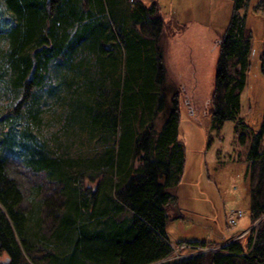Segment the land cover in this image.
<instances>
[{"label":"trees","instance_id":"16d2710c","mask_svg":"<svg viewBox=\"0 0 264 264\" xmlns=\"http://www.w3.org/2000/svg\"><path fill=\"white\" fill-rule=\"evenodd\" d=\"M231 1L215 81L219 100H212L214 121L234 122L252 133L248 160L259 167L252 188L255 220L264 217V127L255 131L238 119L253 36L241 16L249 0ZM2 2L12 24L0 34L6 42L0 47V98L11 105L0 115V264H32V254L44 246L54 248L46 254L49 264H204L208 255L207 264H264V218L258 229L254 223L245 238L220 251L167 261L173 248L166 228L176 203L170 182L174 177L175 184L181 182L186 160L179 91L168 101L164 86L165 19L157 2L138 0L134 9L129 0ZM231 61L236 76L229 72ZM54 108V120L66 122V138L83 131L105 143L100 157L79 164L61 144L50 147L38 136L43 114ZM158 114H163L160 131L154 124ZM16 147L25 151L26 167L63 185L64 211L52 244L43 233L40 209H23V192L9 177L7 156ZM79 167L99 174L90 194L83 190Z\"/></svg>","mask_w":264,"mask_h":264},{"label":"rangeland","instance_id":"374dc122","mask_svg":"<svg viewBox=\"0 0 264 264\" xmlns=\"http://www.w3.org/2000/svg\"><path fill=\"white\" fill-rule=\"evenodd\" d=\"M150 1L157 2L165 19L160 37L166 68L164 86L168 101L179 91V136L184 142L182 148L185 149L186 160L181 182L175 184L177 177L170 182V192L176 197V203L171 207L172 219L167 224L166 233L174 246L180 243H205L214 246V251H220L223 244L236 239L254 223L258 229L264 218L261 216L254 220L252 215V188L259 182V167H252L248 160L251 131L236 127L234 122L218 125L214 121L212 100H219L214 91L216 74L221 60L223 37L229 26L234 4L231 0ZM129 3L130 8L134 9L138 0H129ZM241 16H246L247 28L253 36V48L246 87L241 94L238 119L244 120L251 129L259 131L264 127V76L261 73L264 0H249L246 9L241 10ZM0 18V34H3L4 28L11 25L12 20L5 11L2 0ZM170 22L171 27L168 25ZM175 24L179 26L178 30L174 29ZM5 43L0 36V47L5 46ZM234 65L235 61H231L227 66L230 74L236 76ZM46 99L48 98H44ZM48 102L49 105L55 103L51 99ZM7 106L11 107L6 98H0V115L9 111ZM47 107L45 105L44 110H48ZM54 112L55 108L43 114L39 137L44 135L50 147L53 142L59 143V146L61 144L62 152L72 156L79 164L82 161L84 164L94 156L100 157L106 145L101 139L98 140V136L90 140L88 133L77 131L78 133L69 134V139L66 138V122L54 120ZM154 124L160 131L163 114L157 115ZM17 129L21 130L23 126H18ZM146 130L142 129V138ZM243 136L246 137L245 145L242 144ZM54 137L58 140L53 141ZM24 155L25 151L20 150V147L8 154V174L23 192V209L28 213L40 209L43 233L52 244L58 220L64 211L63 185L53 183L44 173L33 172L26 167ZM139 166L140 158L136 163V167ZM84 168L79 167L81 185L90 194L100 177L93 169ZM235 210H242L245 216L235 227H229L230 213ZM45 247H39L32 254L39 264H49L46 254L54 252V248ZM208 257L209 255L205 257L204 264L208 263L205 261L209 260ZM169 258L167 261H175ZM36 262L31 261L32 264H37Z\"/></svg>","mask_w":264,"mask_h":264},{"label":"built area","instance_id":"2783aa9c","mask_svg":"<svg viewBox=\"0 0 264 264\" xmlns=\"http://www.w3.org/2000/svg\"><path fill=\"white\" fill-rule=\"evenodd\" d=\"M244 216H245V213L242 210L232 211L230 213V216L228 219L229 227L236 226L238 224L239 220H241ZM252 228H256V224H254ZM250 230L241 233L236 239H234L232 241H235V240H238V239L245 237ZM212 247H214V246L184 245V246L177 247V246L172 245L173 252H172L169 260H179V259L188 258V257H192V256L202 255V254L208 253L209 251L210 252H216L217 250L214 251V248H212Z\"/></svg>","mask_w":264,"mask_h":264}]
</instances>
